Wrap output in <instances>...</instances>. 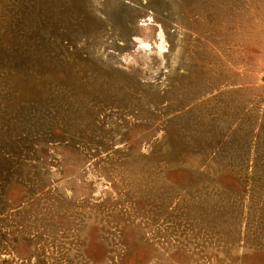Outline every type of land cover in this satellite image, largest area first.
Masks as SVG:
<instances>
[{
  "label": "rangeland",
  "instance_id": "obj_1",
  "mask_svg": "<svg viewBox=\"0 0 264 264\" xmlns=\"http://www.w3.org/2000/svg\"><path fill=\"white\" fill-rule=\"evenodd\" d=\"M0 264H264V0H0Z\"/></svg>",
  "mask_w": 264,
  "mask_h": 264
}]
</instances>
